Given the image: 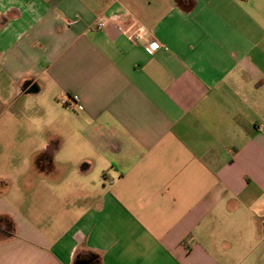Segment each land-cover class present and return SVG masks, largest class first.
Here are the masks:
<instances>
[{
	"label": "crops",
	"instance_id": "obj_1",
	"mask_svg": "<svg viewBox=\"0 0 264 264\" xmlns=\"http://www.w3.org/2000/svg\"><path fill=\"white\" fill-rule=\"evenodd\" d=\"M69 142L102 184L49 225ZM0 219V264H264V0H0Z\"/></svg>",
	"mask_w": 264,
	"mask_h": 264
},
{
	"label": "rangeland",
	"instance_id": "obj_2",
	"mask_svg": "<svg viewBox=\"0 0 264 264\" xmlns=\"http://www.w3.org/2000/svg\"><path fill=\"white\" fill-rule=\"evenodd\" d=\"M39 101H43V103H45L46 106H48V115L47 118L45 119V122L47 123V126L49 127L50 130L55 131V128L58 124H61L62 121H66V117L67 115L65 114V110H63V106L60 105L59 103H56V101H54V103L49 102L47 98L44 96V98H42L41 100L38 99L37 101L34 100L33 104L34 107L36 105H38L37 102ZM36 104V105H35ZM59 104V105H58ZM33 115L34 116H39V113L37 112L36 108H34L33 110ZM36 116V117H37ZM47 120V121H46ZM40 121V118L38 120V122ZM24 134V133H22ZM24 139V135H17L14 137V147H17V151L16 153V165L17 167L21 166L23 164V158L18 159V156L20 154V150L18 147L20 146V142L23 141ZM45 139V138H44ZM42 140L43 138L41 136H37V135H32V141L30 142L32 149L35 150L36 147H45L44 145H42ZM77 148V147H76ZM82 150H84L83 147H81ZM66 152L63 154V158L61 159V161L64 162H70V164L68 166L64 165V170L66 175L65 178V182L63 184L59 183V184H52L50 183L49 185H47L48 189H49V193H51V197L49 200H47V202H45V200L43 201H39V200H35L33 201V207L34 210L40 214L43 213L42 215V220L44 222H48L49 225L52 224H57V225H66V222H70L72 220V218H68L69 216H72L73 210H76V208H79L81 210H85L87 208L90 207V204L93 203L94 200L92 199H77V196H75L74 200V196H73V192L74 193H78V187H82V189L80 190L81 193H83L84 196H87L88 194H91V192H93V190L102 184V181L99 182V176H100V168L99 165L97 164V166L91 170L88 174H86V176H84V185H80L79 184H74V177H73V172L74 169L76 171V163L77 159L73 158V145L71 142H69V144H67L66 146ZM85 150H87V148H85ZM88 157L90 156L89 153H85ZM76 158V156H75ZM48 161L50 160H41L42 165L44 167H47L48 165ZM55 161V160H53ZM63 162V163H64ZM22 163V164H21ZM15 173V172H14ZM76 174V173H75ZM83 177V176H81ZM59 199H58V198ZM63 199V200H62ZM69 211L70 214L68 217L63 218V213L62 211ZM74 217V216H73ZM71 223V222H70Z\"/></svg>",
	"mask_w": 264,
	"mask_h": 264
},
{
	"label": "built area",
	"instance_id": "obj_3",
	"mask_svg": "<svg viewBox=\"0 0 264 264\" xmlns=\"http://www.w3.org/2000/svg\"><path fill=\"white\" fill-rule=\"evenodd\" d=\"M112 23H113V18L106 15H102L98 18L95 24V30L97 31L106 30L111 26ZM146 34H147L146 29H144L143 27H137L136 29H134L129 33L128 37L132 42H139L145 38ZM145 48L150 54H154L158 49L161 48V45L157 42H149L146 44ZM75 102H77V100L71 98L67 101H63L62 104L69 110L73 108V104Z\"/></svg>",
	"mask_w": 264,
	"mask_h": 264
},
{
	"label": "flooded vegetation",
	"instance_id": "obj_4",
	"mask_svg": "<svg viewBox=\"0 0 264 264\" xmlns=\"http://www.w3.org/2000/svg\"><path fill=\"white\" fill-rule=\"evenodd\" d=\"M23 91L30 93V92H34L35 90L30 83H27L24 85ZM12 226H13L12 221L10 219H0V231H8L9 229L12 228Z\"/></svg>",
	"mask_w": 264,
	"mask_h": 264
},
{
	"label": "trees",
	"instance_id": "obj_5",
	"mask_svg": "<svg viewBox=\"0 0 264 264\" xmlns=\"http://www.w3.org/2000/svg\"><path fill=\"white\" fill-rule=\"evenodd\" d=\"M12 228L10 229V231H12L13 233H14V230H15V225H14V222L12 221ZM79 257V256H78ZM97 258H98V256L97 255H91V257H90V260H88L87 262L89 263V264H93L95 261H97ZM80 262H79V258L77 259L76 258V263L75 264H79Z\"/></svg>",
	"mask_w": 264,
	"mask_h": 264
}]
</instances>
